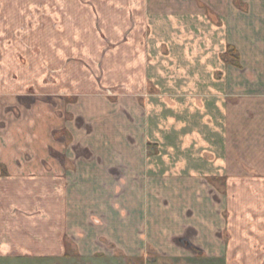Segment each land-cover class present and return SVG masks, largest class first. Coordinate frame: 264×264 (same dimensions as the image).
<instances>
[{
  "label": "crops",
  "instance_id": "obj_1",
  "mask_svg": "<svg viewBox=\"0 0 264 264\" xmlns=\"http://www.w3.org/2000/svg\"><path fill=\"white\" fill-rule=\"evenodd\" d=\"M146 1V38L131 44L114 96L57 75L49 95L22 93L18 126L0 121V257L59 242V225L67 235L95 226L98 242L138 256L169 243V219L186 226L188 206L193 229L221 244L220 210L238 207L216 186L208 197L203 181L264 179V0ZM187 178L194 188L179 187Z\"/></svg>",
  "mask_w": 264,
  "mask_h": 264
},
{
  "label": "rangeland",
  "instance_id": "obj_2",
  "mask_svg": "<svg viewBox=\"0 0 264 264\" xmlns=\"http://www.w3.org/2000/svg\"><path fill=\"white\" fill-rule=\"evenodd\" d=\"M146 7V0H0L2 124L7 123L6 128L10 129L18 126L23 118L16 106L26 101L22 93L30 96L35 92L37 97L41 93L49 95L56 91L51 80L57 75L61 82L70 80L76 86L85 85L114 96L113 88L119 86L115 80L127 75L131 55L136 53L131 50V44L146 38ZM103 87L105 89L100 90ZM167 182L171 187L176 185L174 179ZM179 182V187L187 188L197 184L195 179L189 178ZM203 183L208 197L213 185L221 193L217 196L221 203L232 202L238 207L234 209L231 204L230 209L220 210L219 224L224 226L218 230L213 228V235L223 239L221 244L211 243L210 236L198 228L193 229L199 221L196 211L188 206L186 226L184 221L182 229L175 227L174 218L169 219L170 242L155 238L157 242L146 243L138 256H134L129 243L113 242L107 237V241L100 237L98 242L100 230L95 226L88 234L86 229L75 227L67 235L64 226L59 225V242L33 243L25 250L27 256L0 257V264H264V179ZM243 185L244 193H233L232 188ZM0 186H3L2 181ZM63 199L59 196L54 202L61 204ZM2 201L0 195V203ZM44 202H50L49 196ZM46 228L49 232L51 226ZM123 230L130 234L128 225ZM63 236L66 239L61 240ZM202 247L207 249L203 256L195 250ZM211 248L222 252V257L227 253L228 257L213 258ZM51 253L56 256L50 257ZM40 254L49 257H34Z\"/></svg>",
  "mask_w": 264,
  "mask_h": 264
},
{
  "label": "trees",
  "instance_id": "obj_3",
  "mask_svg": "<svg viewBox=\"0 0 264 264\" xmlns=\"http://www.w3.org/2000/svg\"><path fill=\"white\" fill-rule=\"evenodd\" d=\"M229 52H231V50H230ZM229 52H228V53H229Z\"/></svg>",
  "mask_w": 264,
  "mask_h": 264
}]
</instances>
